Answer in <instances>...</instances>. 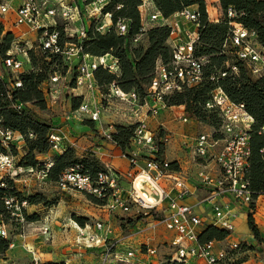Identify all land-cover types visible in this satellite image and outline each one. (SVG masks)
Masks as SVG:
<instances>
[{"label":"built area","instance_id":"built-area-1","mask_svg":"<svg viewBox=\"0 0 264 264\" xmlns=\"http://www.w3.org/2000/svg\"><path fill=\"white\" fill-rule=\"evenodd\" d=\"M2 1V0H0ZM66 0H21L17 9L10 8L6 2L0 3V16L13 12L16 27H23L22 33L35 35V40L30 46L23 47L20 52L14 54L9 50L1 58V68L9 72L24 73L30 66L28 51L33 50V44L36 45L37 52L47 55H58L69 69V63L79 60L76 66V74L73 76L74 89L81 88L93 97L94 92L98 89L94 82V71L101 66L110 73L115 74L118 69L117 61L112 59L111 64L106 62L103 57L91 58L83 53L81 41L86 37V28L83 25L81 10L79 6L65 4ZM88 2L90 0H82ZM110 0H91L88 6L94 5L96 8L91 14L94 17L95 29L99 33H105L110 26L111 15L102 14V8ZM207 3V0H204ZM220 7V6H219ZM74 11V12H73ZM103 15L106 22H98L96 15ZM221 11V9H220ZM205 12L207 10L205 8ZM208 15V13H207ZM241 14L229 8L225 16L229 20H235ZM198 14L190 9H184L168 19H162L158 12L150 14L149 21L157 22V25H167L170 27L168 41L172 42L171 58L167 63L157 62L147 92L142 101L134 93H124L113 83L108 89L110 97L118 98L127 102L133 108L134 129L130 140V149L132 151L123 153L130 166L129 172L124 175L115 173L110 167L106 166L104 171L99 172L96 176L83 173L79 165L66 169L60 176L57 185L61 190H73L85 194L96 200H104L101 205L109 213L130 212L142 213L144 216L152 218L151 225L148 228L155 229L162 226L171 233L168 248L171 250V256L167 260L170 263L177 262L185 264L192 259L198 260L203 264H226L229 260L228 250H235L238 244L233 243L225 249L215 251V242H200L199 234L204 227V223L196 214L194 207L186 204H180L179 201L185 199L191 194L187 187L185 179L180 173L172 170L170 162L162 157L159 153L160 146L164 147L170 142V137L164 130H159L156 136L154 131L149 127L148 120L158 116L160 110L168 108L165 104V98L175 93L181 92L184 88H193L199 86L204 80V69L208 58L196 56L194 53L195 44L198 41L197 21ZM223 17V12L216 19L208 20L218 22ZM56 18V19H55ZM58 20L63 21L61 26L63 35L67 39H76V42L65 40L61 42L60 31L57 29ZM78 23L79 26L70 28L69 25ZM194 25V30L189 29L187 25ZM230 34L228 40L224 42L223 47L233 48L235 59L248 70L254 78L262 77L264 74V46L256 40L254 31L243 28L236 21L229 22ZM126 25L119 22L116 25L118 34L126 33ZM143 26L140 34L135 41L142 36ZM111 57V56H110ZM28 65V67H26ZM227 72H220L218 76L211 75L209 80L218 83L219 80L227 75H237L236 65H229ZM2 78V76H0ZM61 78L60 73H54L50 78V84L54 85ZM7 97L11 99V90L21 87L19 78L7 80ZM48 92L57 94L58 90L49 87ZM210 99L205 103L204 109L213 111L219 118L220 125L218 129H213L212 133H198L192 137L191 151L195 160L204 162L202 170L197 173L200 184L206 189V196L202 198L199 205L208 204L212 210V225L224 229L231 233L234 230V220L237 217L236 212L230 210L227 206L225 211H221L218 200L230 197L239 207L250 210V206L255 204L252 191L248 180L250 150L249 131L253 124V118L247 113L244 104L233 102L225 94L221 86H216L211 91ZM91 101H82L77 108L72 109L66 117V121L89 120L92 123L100 121V108ZM53 99V97H52ZM12 108L20 110L21 104H13ZM146 108L145 113H140L141 109ZM177 120L186 124L187 116L179 115ZM115 132L113 127H109L103 132L102 137L109 143L117 146L111 134ZM259 135L264 138V126L260 128ZM31 138L32 135L29 134ZM64 136L56 132H50L48 141L51 150H61V146H68L64 143ZM0 142L4 146L6 143L16 146L18 142L23 143L22 136L0 125ZM220 144V145H219ZM222 144V145H221ZM219 145V148L216 147ZM8 145H5L7 147ZM261 150V152H263ZM123 152V151H122ZM14 157L8 153L0 154V173L12 172L14 178L17 173L14 171ZM211 163L213 168L207 167ZM48 168L50 165H47ZM20 172V167L17 168ZM47 168L40 173L37 178H45ZM125 177V178H123ZM128 182L125 189L122 181ZM3 180H0L2 182ZM163 184V185H162ZM0 186H4L0 184ZM259 198V197H258ZM6 208L10 211L11 216L21 224H25L23 209L27 205L26 200L17 201L14 198L5 200ZM156 215V217H152ZM23 228V226H22ZM94 231L86 234L81 230L80 240L76 242L77 246L86 249L99 250L96 264H123L128 258L134 257V251L126 249L125 253L119 252L118 248L122 247L121 239L115 240L110 238L112 233L111 227L105 222L95 221ZM5 225L0 224V238L9 240V249L13 247L10 234L5 230ZM139 232L142 231L138 229ZM45 239L50 238V229L42 226L38 230ZM126 239L129 237H125ZM111 244H107V240ZM145 246V245H143ZM117 248V249H116ZM114 249V251H113ZM76 255H80L76 252ZM155 256L156 249L145 246V254ZM79 256L78 258H80ZM38 258H33L31 264H44ZM5 260L0 256V264ZM69 258L63 257L65 264H68ZM81 264V263H80Z\"/></svg>","mask_w":264,"mask_h":264},{"label":"trees","instance_id":"trees-1","mask_svg":"<svg viewBox=\"0 0 264 264\" xmlns=\"http://www.w3.org/2000/svg\"><path fill=\"white\" fill-rule=\"evenodd\" d=\"M143 0H110L102 8V14H110V26L105 33H99L95 29V22L92 21L86 28V37L81 41L83 53L91 58H100L105 55L111 56L117 61L118 69L115 74L99 66L94 71V82L96 88L108 94V89L113 83L124 93L134 92L140 99L146 95L147 88L152 79L157 62L167 63L171 58V48L167 45L170 27L167 25H156L146 31L141 32L145 35L147 46H134V39L140 34L141 14L139 7ZM156 12L162 19H168L184 9L194 8L198 14L197 32L198 41L195 44L194 53L196 56L208 58L204 69L203 82L193 88H184L181 92L175 93L165 98L167 107H184V112L189 118L197 122L204 123L212 129H218L220 125L219 118L213 111L204 109L205 103L210 99L211 91L216 86H221L230 100L236 103H242L247 113L253 118V124L249 131L250 136V158L248 168V180L252 191L253 200L258 197H264V138L258 132L264 126V74L259 78H251L248 70L237 61L234 56L233 48L223 47L224 42L228 40L230 34L229 22L236 21L243 28L254 31L256 40L264 46V0H219L223 17L216 23L208 20L205 12L204 0H151ZM233 9L236 14H241L235 20H229L225 16L227 9ZM123 22L126 25V33L121 35L116 31V25ZM189 29L194 30V25H187ZM60 31L61 42L65 40L76 42V39H67L63 35V29L57 25ZM3 33L0 24V38ZM13 36L7 34L4 38V44L1 47L0 54L5 56L9 43ZM41 59L34 55L33 51H28L30 66L19 76L21 87L11 90V99L7 97V80L0 78V125L5 129L19 133L23 138L24 156L22 163L27 167L43 169L42 161H38V156H47L50 152L48 136L50 127L47 124L38 122L36 118L27 110V104L45 107L44 94L40 86L49 80L54 73L59 72V66L66 70L65 64L58 55H47L38 52ZM43 59L45 60L42 61ZM51 69V64H55ZM236 65L237 75H227L221 78L218 83L209 80L211 75L218 76L220 72H227L226 66ZM37 67H40L37 69ZM72 109L77 108L82 98H73ZM21 104L20 110L12 108L13 104ZM134 125L115 127V132L111 134L118 148L127 152L130 149V140L132 137ZM29 134L32 137H29ZM15 153V147L10 146V152ZM12 152L10 154H12ZM164 147L160 146L159 153L163 157ZM7 151L0 142V154H6ZM57 153V152H54ZM13 155V154H12ZM15 155V154H14ZM79 165L83 173L96 176L97 173L104 171L98 160L90 162L87 159L78 160L75 152L68 146H61V153L53 159L48 169L46 181L57 184L62 173L73 166ZM172 170L177 171L176 162H170ZM0 184V224H5L11 215L6 208L5 200L14 198L17 201L26 200L31 206L42 205L38 201L37 194L32 196H22L12 180L5 179ZM92 198V197H91ZM96 204L103 205L104 200L92 198ZM48 208V204L43 205ZM254 204L250 210L246 211L247 226L251 231L257 244L263 242L259 231L254 224ZM80 226H85L86 219L76 218ZM230 235L224 229L213 225H207L199 234L200 242H220L224 241ZM9 248V240L0 238V256H3ZM238 248V247H237ZM245 260H239L238 264ZM44 264H65L64 262H46ZM166 264H182L177 262Z\"/></svg>","mask_w":264,"mask_h":264},{"label":"rangeland","instance_id":"rangeland-1","mask_svg":"<svg viewBox=\"0 0 264 264\" xmlns=\"http://www.w3.org/2000/svg\"><path fill=\"white\" fill-rule=\"evenodd\" d=\"M2 2H6L10 8L17 9L21 3V0L0 1V3ZM74 2H76V0H74ZM88 2L90 3L91 0ZM88 2L82 1L84 7L82 8L79 7L80 8L79 10H81L83 22L86 23V24L83 23V25H85V28H87L89 23H91L94 20V17L91 15L93 13L91 12L94 8H96L94 5L88 6L89 4ZM219 6H220L219 0H207V3H205V8L207 10L208 15L207 13L206 15L207 18H209V20L216 19L221 15L222 10L220 11L221 8ZM152 7L153 5L151 3V0H143L142 5L139 7L140 14L147 15L146 20L141 19V25L143 26L144 31L153 28L154 26L157 25V22L149 21L150 14H153V12L155 11L154 7L153 9ZM97 14L98 11H96L95 16L99 17L98 18L99 23L106 22V19H104L103 15L99 16ZM5 18L11 20V22L13 20L15 21V18L9 17V13H8L6 15L0 16V22H5L6 21ZM57 23L59 26H62L64 24V22L61 20L60 21L58 20ZM13 26L16 27L14 23ZM76 26L78 27L79 24L74 23L72 25H69L70 28H74ZM5 27L7 29L9 28L12 29V27L8 25H5ZM2 29L4 32L1 34V38H0V51H1V47L5 45L4 38L7 34H11L13 38L9 43L6 52L9 50L11 53L14 54L20 52V50L23 47H25V43L27 46H30L35 40V35L33 34L29 33L23 35L21 33L19 34L17 30L13 34L5 31L4 30L5 28ZM132 44H136L134 45L136 47L141 46L145 48L147 46V40L145 35L143 37L142 36L139 37L137 41H135L134 39V43ZM167 45L171 48L172 42L170 41L167 42ZM33 48L34 49L32 51L34 55L38 57V60L41 59L39 58L40 54H38L36 50V45L33 44ZM1 58L2 55L0 54V76H2V78L6 80H8V78L9 79L19 78V76L22 73L9 72L1 68ZM103 59L109 64H111L112 62V58L110 56H105L103 57ZM44 60L45 59H43L42 61ZM78 62L79 60L69 63L68 65L69 69L66 70L62 69V67L59 66V72L61 78L54 85L50 84V80L42 83L40 88L44 94L43 96L45 100L44 108L38 105H34L32 103L27 104V110L30 111V113L33 115L34 118L38 120V122L47 124L50 127V132H56L58 128L57 127L55 128V126L60 125L59 122L54 125L53 120L56 119L60 120L62 118L63 125H66V123L69 122L66 121L65 119L72 111V104L74 103L73 98H76L79 95L80 98H82L81 102L89 101V100L91 101L89 96L90 94L86 93L81 88H76V90H74L73 88L74 82L72 80L74 74H76V66L80 63ZM56 64L57 63L51 64L50 68L52 69ZM26 67H28V65H26ZM38 68L40 67H37V69ZM251 78L255 79L252 76ZM49 87L56 88L58 90V93L53 94L51 96V94L48 92ZM72 88L74 91L72 90ZM93 103L96 104L101 111L100 121L95 123V126L98 131L92 129L93 126L87 124L86 120L80 121L73 119L70 121L72 123L70 122L67 123L68 126L67 128H65L68 129L67 131L61 129V132L60 130H58L57 134L64 136L65 138L64 143L68 144V147L74 150L75 156L78 160L87 159L90 162H94L98 160L99 163L102 166H104L105 169L106 166L108 167L110 166L105 161L107 159H104L105 155L103 156L102 154L97 155L93 151L94 147L97 146V144L93 143V139L98 138L100 140L103 132L109 128V125L110 127H113L115 129V127H119V126H131L132 124H134L136 120L133 118V108L131 107V105H129L125 101L119 100L118 98L110 97L103 91H101V94L99 90L97 92H94ZM177 110H179V108H177ZM145 111L146 108H143L141 109L140 113H142L143 115ZM167 111L168 112L166 117H169L171 120L174 117H176L177 119V117L179 116V115H175L173 117L174 113L173 114L171 113L172 110L167 109ZM184 115L187 116L188 119H190L189 120L190 123L192 122V124L193 123L196 124V128L194 130H191L193 131L194 135H197L198 133H202V132L212 133L213 129L211 127L201 122H199L198 125V122L192 118H189L186 113ZM157 118L158 116L151 118L152 126L151 124H149L151 128L153 127L152 129L156 136L158 135V133H162L161 131H159L161 129L157 128V123H158ZM75 121H77V123H73ZM85 124L87 125L83 128L82 125ZM89 131L93 133V136ZM79 133L83 134V136L80 135V137H77ZM168 135L170 134L168 133ZM82 137H85L86 141L82 140L77 143V141L81 140ZM87 141L89 143H87ZM190 143H192V140H190ZM5 145L8 146L5 147ZM5 145L4 148L6 149L9 155L12 152V151L10 152V146L12 145H10L9 143H6ZM219 145L216 147V149L219 148ZM14 147H15V153L12 152L13 155L12 154L10 155L14 157L13 159V163L15 166L14 171L17 173L16 176L17 178H14L12 172L10 173V171L8 172L6 171L0 173V180H5V179L12 180L16 189L22 193V196H32L34 194H37L36 198L38 201H42L41 203L42 205L31 206L27 203L25 209H23L22 211L25 224H21L17 222L13 216H11L9 220L5 221L4 224L6 228L5 230L11 236L10 241L12 240L13 247L5 252L8 255V259H5V261L9 260V262L2 263L4 261L2 260L1 264H31V261L34 257L38 258L37 260L39 261L45 260L44 255L46 253H52V252H54L53 255H56L55 257L52 256L53 257L52 259H55L56 257H57L56 259H58L60 255H63V253L68 250L70 253L69 255L66 256L67 258L70 259L68 260V264H71L72 260H77V259H81L80 260L81 264L91 263L94 259L97 258L100 249L99 250L86 249L83 247V244L81 246H77L76 242L80 240L79 234L81 233V231L86 234L90 233L91 231H94L93 228L94 222L99 220L105 222L106 225H109L111 227L112 230V233L110 234L111 239H115V240L121 239V242H123L122 245L119 244V246H122L118 248L119 252L125 253L126 252L125 248H128L127 251L129 250L134 251V257L128 258L127 261L123 262V264H144V263H139V261L142 262V256H143L142 254L139 253V251L144 253L145 246L156 249L155 256L146 255L148 258L147 262L157 261L158 262L157 264L167 263V259H169L171 251L168 249V246L164 244V239L163 240L158 239L159 237L158 235L159 232L163 231L164 235H166L168 243L170 241L171 236L169 235V232L165 231L164 227L162 226H157L155 229L148 228V225H151L152 223V221L149 222L150 219L152 220V218L149 215L144 216L142 213L136 214L134 213V210L125 213L117 212L118 214L109 213L105 209H103L101 205L96 204V202L90 196L75 192L73 190H61L57 184L55 185L51 182L46 181L48 170L45 178L43 179H41L40 177L37 178V176H40V173H42L41 171L45 170L46 168L47 169L50 168V167L48 168L47 165L51 166V163L53 159L57 156V153L58 154L61 153L60 149L56 151L51 150V152L47 156H38L37 160L42 161L44 164H42L43 169H37V168L27 167L22 163L24 152L26 150V149L23 150L22 142H18ZM126 151L130 152L132 151V148ZM127 152L121 151L120 154L122 155L123 153H127ZM123 159L126 160L125 158ZM18 167H20V172L17 170ZM45 204H48V208H44L43 205ZM201 208H204L205 211H211L212 213L211 206L208 204L202 205ZM225 209L226 208L221 207L222 212L225 211ZM253 209H254L253 211L255 212L258 211V214L255 217L256 219H254L253 217V221L259 231L260 238H262V236H264V199H260L257 205L253 207ZM147 217H149L150 219H148ZM152 217L154 218L156 217V215H153ZM76 218L86 219L85 226L83 227L80 226L76 222ZM246 224H247V217H246ZM42 226H47L50 229V238L48 240L45 239V236H42L43 237L42 238L38 232V230ZM138 229L142 231L139 232ZM248 234L250 236L248 239H245L244 241L239 239L238 248L232 251L227 249L229 260L227 261L226 264H238L239 260L247 261L248 259H257L258 257L260 259H264V248L261 250L258 248V246L261 248L264 246L257 244L250 230ZM125 237H129V238L126 239ZM133 238H137L136 240L137 243L140 244L142 242V244L141 245L136 244V246L133 247H131V245L128 246V243L130 242L129 239L133 240ZM36 239H38L39 244L33 245L34 243H32V241L34 240L35 242ZM80 242H82V240H80ZM111 243H112L111 240L108 239L107 244H111ZM21 245L23 246L24 249L21 248ZM36 247H39L38 248L39 251L36 250ZM50 249H53V251H51ZM76 252H79L80 255H76L77 254ZM39 253L43 255L44 259H42V256L40 258L38 257ZM79 256L81 257L77 258ZM3 257L5 258V254L3 255ZM73 257L75 259H72ZM194 260L195 259L187 261L185 264H193Z\"/></svg>","mask_w":264,"mask_h":264},{"label":"crops","instance_id":"crops-1","mask_svg":"<svg viewBox=\"0 0 264 264\" xmlns=\"http://www.w3.org/2000/svg\"><path fill=\"white\" fill-rule=\"evenodd\" d=\"M64 3L68 4V5H71V4L75 5V6L77 5L80 8L84 7L81 0H76V2H74V0H66ZM152 9H153V7H152ZM191 10H195V9L191 8ZM141 16H142L141 17L142 20H146L147 15L142 14ZM9 17L14 18L15 17L14 13L13 12L12 13L9 12ZM5 19H6L5 22H0L2 28H5L4 29L5 31H7L8 33H13V34L16 32V30H17V32L19 34L20 33L22 34L24 32L25 29L23 27L20 28V27H14L13 26V21L14 20L11 22V20H9L7 18H5ZM82 21H83V19H82ZM5 25L11 26L12 29L11 28L7 29L5 27ZM72 90H73V88H72ZM74 90H76V89H74ZM88 94H90V93H88ZM89 96H90V99H91V97H92L91 94ZM77 97H80V96L78 95ZM92 99H93V97H92ZM177 108H179V110H177ZM167 109L172 110L171 113L172 114L174 113L173 117L175 115L185 114V112H184L183 107H181V106L180 107H168V108H166V110L165 109L160 110L158 112V118H157L158 119L157 128L158 129L161 128L167 134L169 133L170 134L169 136L171 137V140H170L169 144L164 149L163 158L165 160L169 161V162H176V167L178 169V172L185 179L187 187L191 190V194L189 196H187L185 199L179 201V203L193 206L194 207V214H196L199 218H201V220L204 223V227H206L207 225H210V224L212 225V217H213V215H212L211 211H205L204 208H201L202 205H199V202L202 200V198L204 196H206V189L200 184L199 179L197 177V173L200 170H202V167L204 166L203 164H205V163L201 162L200 160H195L193 158L192 151H191V148H190L191 147L190 140H192V137H193L192 135H194L193 131H191V130H194L196 128V124L195 123L192 124V122L190 123V121H189L190 119H188L189 122H187L186 124H183L180 121L178 122L176 117H174L171 120L169 117H166L167 112H168ZM151 118H149L148 124H151V126H152V122H151L152 119ZM58 122L60 123V125L59 126H55V128L56 127L58 128L56 130L57 132H58V130H60V132H61V129H63L64 131L68 130V129H65V128H67V126H68L67 123H69L70 121L67 122L66 125H63V119L62 118L60 120L59 119L53 120L54 125L56 123H58ZM86 122L90 126L91 125L93 126L92 129H94L95 131L97 130V128H96L94 123L90 122L87 119H86ZM70 123H72V122H70ZM73 123H77V121H75ZM87 124L82 125V127L84 128ZM198 125H199V122H198ZM109 127H110V125H109ZM149 127H150V125H149ZM89 132L93 136V133L91 131H89ZM80 135L83 136V134L79 133L77 135V137H80ZM82 140L86 141L85 137H82V139L78 140L77 143L79 141H82ZM87 143H89V142L87 141ZM93 143L97 144V146L94 147L93 151L97 155L98 154H102V156L105 155L104 159H107L105 161L107 162V164L110 166V168L115 173H119V174L124 175L127 172H129L130 166H129L128 162L121 157V154H120L121 150L118 147H115L113 144L103 140L102 136H101L100 140L98 138H94L93 139ZM207 167H208V169L209 168H213L211 163H209L207 165ZM121 183H122V186L125 189H127L128 182L124 180ZM260 199H264V197L263 196L259 197L255 201L254 206L257 205V203L259 202ZM218 204H220L223 207L227 206L230 210H232L233 212H236L237 217L234 220V230H233V232H231L230 235L224 241L215 242V251H218L220 249H225L226 247H228V245H231L233 243L238 244L239 239L244 241L245 239H248L250 237L249 234H248L249 230H248V226L246 224V215H245L247 209L244 208V207H239L237 204L234 203V201L230 197L219 199L218 200ZM114 214H118V213H114ZM257 214H258V211H256V212L254 211V215H253L254 219H256L255 217H256ZM105 218H106V216H105ZM147 218L150 219L149 217H147ZM150 221H151V219L149 220V222ZM169 235L171 236L170 232H169ZM132 236H134V235H132ZM158 236H159L158 239L159 240L160 239H162V240L164 239V244H166L168 246V240L166 238V235H164L163 231L159 232ZM129 240H130V242L128 243V246L131 245V247L136 246V244H138V245L142 244V242L140 244L137 243V241H136L137 238H133V240H131V239H129ZM262 240H263V242L260 245L264 246V236H262ZM32 243H34L33 245H38L39 241H38V239H36V241L34 242V240H33ZM21 248H23L22 245H21ZM38 248L39 247H36L37 251H39ZM258 248L261 250L264 247L261 248V247L258 246ZM50 250L53 251V249H50ZM62 253H63V251H62ZM53 254H54V252L46 253L44 255L45 260H40V262L41 263L61 262V261H63V257L69 255L70 253H69V250H68V251L64 252L63 255H60V257L58 259H56L57 257L55 259H52L53 258L52 256H54V257L56 256V255H53ZM41 256H42V259H44L43 255L39 253L38 257L40 258ZM5 259H8V255L6 253H5ZM72 259H75V258L73 257ZM147 259H148L147 256L143 255L142 256V262L139 261V263H144V264H157L158 263L157 261L147 262ZM80 260L81 259L72 260L71 264H80ZM5 262H9V260H7V261L4 260L2 263H5ZM96 263H97V258L94 259L91 263H88V264H96ZM193 264H203V263L198 261V260H194ZM240 264H264V259H260L259 257L257 259H248L247 261H244L243 263H240Z\"/></svg>","mask_w":264,"mask_h":264}]
</instances>
